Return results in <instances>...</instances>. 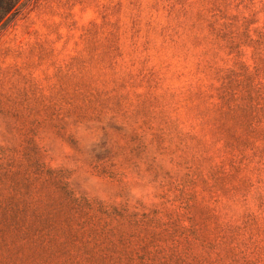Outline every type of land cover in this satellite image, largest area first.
I'll return each instance as SVG.
<instances>
[{"label":"rangeland","instance_id":"374dc122","mask_svg":"<svg viewBox=\"0 0 264 264\" xmlns=\"http://www.w3.org/2000/svg\"><path fill=\"white\" fill-rule=\"evenodd\" d=\"M0 264H264V0H0Z\"/></svg>","mask_w":264,"mask_h":264}]
</instances>
